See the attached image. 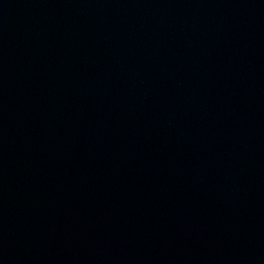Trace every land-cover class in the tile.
<instances>
[{"label": "water", "instance_id": "water-1", "mask_svg": "<svg viewBox=\"0 0 264 264\" xmlns=\"http://www.w3.org/2000/svg\"><path fill=\"white\" fill-rule=\"evenodd\" d=\"M0 264H264V0H0Z\"/></svg>", "mask_w": 264, "mask_h": 264}]
</instances>
